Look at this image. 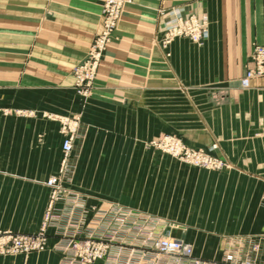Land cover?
Returning a JSON list of instances; mask_svg holds the SVG:
<instances>
[{
    "label": "crops",
    "instance_id": "1",
    "mask_svg": "<svg viewBox=\"0 0 264 264\" xmlns=\"http://www.w3.org/2000/svg\"><path fill=\"white\" fill-rule=\"evenodd\" d=\"M103 2L0 0V111L20 112L0 115L3 223H28L10 222L11 209H41L34 226L42 221L48 200L44 182L58 171L63 142L61 124L51 117L80 120L71 158L76 215L49 228L55 229L48 234L51 242L59 240L58 228L64 224L68 235L109 237L107 219L91 211L107 210L100 203L102 189L113 185L123 192L139 175L140 146L173 131L196 148L218 142L230 163L228 191L242 200L239 207L249 210L248 217L235 221L249 226L246 243L239 246L232 238L227 255L240 250L243 258L264 264V76L248 88L241 84L255 44L264 45V0H133L90 96L82 98L74 88L73 69L102 31ZM191 14L208 16V38L203 44L179 38L163 48V29L175 16ZM91 161L97 164L93 173ZM95 178L98 188L92 185ZM135 195L129 201L138 205ZM114 205L118 203L108 209ZM142 218L130 231L119 230L118 240L137 242L136 263L173 264L142 247L147 232ZM175 237L193 243L198 257L233 264L224 262L222 236L179 232ZM54 251L0 264H63L60 252Z\"/></svg>",
    "mask_w": 264,
    "mask_h": 264
},
{
    "label": "rangeland",
    "instance_id": "2",
    "mask_svg": "<svg viewBox=\"0 0 264 264\" xmlns=\"http://www.w3.org/2000/svg\"><path fill=\"white\" fill-rule=\"evenodd\" d=\"M133 4V0H104L103 2V28L102 31L95 36L86 59L77 64L73 69L74 76V88L78 95L82 98H87L90 96L96 78L98 76L99 68L101 62L104 58L105 52L115 38V32L119 27V24L123 18L125 11ZM162 7L159 8L160 14H162ZM181 17L183 19H190V26L188 24L186 27H190V31L194 30V33H199L200 27H205L208 30L207 37L202 42L194 41L190 36L175 35L169 33V30L178 24L177 18ZM203 17H206L207 20L203 22ZM186 22V21H185ZM209 20L207 15L199 17L198 15L191 14L188 16L177 15L175 18L163 29L162 37L160 44L163 48L168 47L174 40L179 38L189 39L197 44H203V42L209 36ZM185 27V26H183ZM187 29V30H188ZM256 45V44H255ZM255 48V47H254ZM95 50L101 52V57L97 66H94L93 63L88 61L91 59V53ZM254 52V49H253ZM253 58V54H252ZM93 57V62H94ZM87 62V63H86ZM84 63L85 66H84ZM253 64L249 67L251 68ZM248 68V69H249ZM247 69V71H248ZM245 75L241 78V84L244 88L251 86L253 80L256 78L262 77L259 75L251 81V84L246 87L243 84V79ZM77 76L82 77L84 80V89L83 93H80L77 85ZM3 112V113H1ZM12 111L3 110L0 111V115H20V112L16 110L14 114ZM23 113H21L22 115ZM31 116V113H27ZM24 115V114H23ZM49 118V117H48ZM52 120H57L61 124L60 132L63 135V142L65 138L69 135L74 136V143L78 137L79 133V119H68L66 116H55L51 117ZM174 138L175 140L181 141L185 149H189L192 152H203L212 157V162L216 165H207L203 163H197L191 159H188L186 151H183L184 154L175 153L176 146L167 145L170 151H167V148L162 146L160 143L166 138ZM62 142V144H63ZM74 147V146H73ZM184 149V150H185ZM74 150V148H73ZM73 153V152H72ZM72 154L69 157V161L66 166H63V151L61 150V158L58 167V171L65 169L66 174L63 177L64 191L58 201H56V207H53L51 210V215L54 214L57 218V222L66 221L67 218V207H69L68 195L74 193L72 192V187L70 182H72V174L76 169L74 164L71 162ZM139 169V175L136 178H133L134 183L126 185L124 191L121 192L118 190V187L106 185V188L102 190L105 191L103 196H100L101 204L106 205L107 210L110 204L118 203L124 209L133 210L137 214L141 215L143 218H148L150 221H153L155 228H158L160 232H168L171 238L175 237L177 233L182 232L184 234L190 233L193 236L197 233L205 234L206 236H222V242L225 245V255L224 262L231 261L227 255L228 248L231 247L232 238L238 241V245L244 247L246 243L243 240L246 236L249 226L243 224H236L235 221L244 220L248 217L249 210L239 207L238 205L242 204V200L238 199L237 195L228 191V177L227 172L230 168V163L220 152V146L218 142H214L209 147L196 148L192 147L179 133L170 132L162 133L159 136H155L148 141L144 142L140 146L138 161L136 162ZM90 168L96 172L97 164L95 161L90 162ZM57 171V172H58ZM51 177V176H50ZM93 178V177H92ZM91 178V180H92ZM127 179L130 182L131 178H124L125 184ZM126 180V181H125ZM93 181V180H92ZM95 183L93 186L97 185L98 178L94 179ZM46 182V181H45ZM44 182V184H45ZM46 186V185H45ZM67 191V193H66ZM75 194V193H74ZM136 194L135 196L138 199L139 204H131L129 198L131 195ZM77 196V194H75ZM95 195V194H93ZM52 199V192L48 188V200L42 210V221L39 225L34 226V216L37 212V217L39 222L41 209H11L10 213V222L17 221L28 222L26 224H12V223H3V209H0V232L1 233H15V234H47V240L44 245L33 249L30 252H20V251H7L5 253L0 251V260H8L11 258H20V257H29L30 254L44 252L48 250H55L60 252L63 264L66 260V254L62 251V248H66L68 243V234L66 226L64 224L63 228H58L57 236L59 240L51 242L49 231H55V229H50V227H56L57 225L48 224L47 215L48 207ZM122 199V202H121ZM128 199V200H127ZM126 205V206H125ZM133 206L131 209L130 206ZM136 205V206H134ZM94 213L97 210H91ZM93 214L91 218H94ZM21 216V217H20ZM142 218V219H143ZM8 220V221H9ZM143 225L148 224V222L142 223ZM36 229L33 232H29L31 229ZM51 231V232H52ZM114 231L119 232V228L112 230V234H115ZM127 232V227L124 230ZM159 232V231H158ZM147 235V232H146ZM182 240V239H180ZM184 241V240H182ZM186 242V241H184ZM1 243V240H0ZM113 244H119V242H111ZM141 243V242H140ZM188 243V242H186ZM193 246L194 244L189 243ZM137 247V246H136ZM238 249V248H236ZM54 251V252H55ZM242 253V252H241ZM64 255V256H63ZM195 255V254H194ZM196 256V255H195ZM198 257V256H196ZM202 258V257H200ZM243 258V257H242ZM210 260L207 258H203ZM246 259V258H243ZM214 264L215 262L211 260Z\"/></svg>",
    "mask_w": 264,
    "mask_h": 264
},
{
    "label": "built area",
    "instance_id": "3",
    "mask_svg": "<svg viewBox=\"0 0 264 264\" xmlns=\"http://www.w3.org/2000/svg\"><path fill=\"white\" fill-rule=\"evenodd\" d=\"M190 19H183L182 16L177 18L176 26L169 30V33L175 35H184L190 36L196 42H202L208 35V30L203 26L200 27L199 33H194V30L190 31V27H186L185 23L190 26ZM207 20L206 17H203L204 21ZM186 21V22H185ZM185 26V27H183ZM188 29V30H187ZM252 64L253 66L248 69L245 78L243 79L244 86L248 87L251 84V81L257 76L264 74V45L256 44L254 46ZM93 57L94 62H93ZM91 53V59L88 61L93 63L94 66H97L101 57V52L95 50ZM87 63V62H86ZM84 63V66L85 64ZM82 77L77 76V85L79 92L83 93L84 89V80ZM176 146L175 153L184 154L183 151H186L188 159H191L197 163H203L207 165H216L212 162V157L203 154V152H192L189 149H185L181 141L175 140L174 138H166L160 144L167 148V151H170L167 145ZM74 146V136L69 135L65 138L62 144L63 151V166H66L69 157L73 152ZM185 149V150H184ZM214 161V160H213ZM218 165V164H217ZM216 165V166H217ZM65 170V169H64ZM63 169L59 170L56 174L52 175L45 182V185L52 192V199L48 207L47 222L48 224L57 223V218L54 214L51 215V210L53 207H56V201L59 200L63 194V177L66 172ZM67 193V191H66ZM78 197L72 193L68 195L69 207H67V215L69 217H75V206L78 202ZM79 204V203H78ZM99 217L101 219H107L108 229H110V236L103 238L93 235H88L81 237L77 233L70 234L68 236V243L66 248H62V251L65 252L66 260L64 264H96L97 261H103L104 264H139L136 263L137 254L134 252V249L137 246V242L134 245H131V242L120 241L116 237L118 231H114L115 234H112V230L119 228V230L130 231L132 225H136L138 220L141 218L137 212L133 210L124 209L119 205H114L108 210H97ZM101 214V216H100ZM94 219V218H92ZM142 223L148 222V224L143 225L147 230V235L140 243L142 247L151 251L156 250L158 254H161L165 257L171 258L173 264H214L211 260H206L194 255L193 246L189 243H186L180 239L171 238L168 232L162 231L158 232V228H155L153 221H150L148 218H143ZM47 234H15V233H1L0 232V251L5 253L7 251H20V252H30L33 249L40 247L45 244L47 240ZM111 242H119V244H113ZM255 249V246L253 247ZM231 263L233 264H256L251 258L243 259L241 256V251L239 250V255H232L230 258Z\"/></svg>",
    "mask_w": 264,
    "mask_h": 264
}]
</instances>
